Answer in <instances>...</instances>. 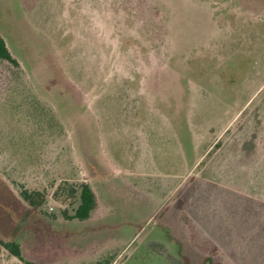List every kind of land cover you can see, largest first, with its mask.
<instances>
[{"label":"rangeland","instance_id":"obj_1","mask_svg":"<svg viewBox=\"0 0 264 264\" xmlns=\"http://www.w3.org/2000/svg\"><path fill=\"white\" fill-rule=\"evenodd\" d=\"M0 35V264H264V0H0Z\"/></svg>","mask_w":264,"mask_h":264},{"label":"trees","instance_id":"obj_2","mask_svg":"<svg viewBox=\"0 0 264 264\" xmlns=\"http://www.w3.org/2000/svg\"><path fill=\"white\" fill-rule=\"evenodd\" d=\"M0 58L4 60H8L12 63H17L15 58L12 56L10 50L8 49V46L6 44L5 39L0 35ZM80 204L75 212V217L79 218L81 220L88 219L91 215V213L94 211V209L97 206V199L96 194L88 183H82L80 188ZM21 196L26 201H30V197L26 191L21 192ZM2 244L6 249H8L14 256L17 258L23 260L25 264H37L33 261H29L24 259L22 255L21 246L18 242L12 241V242H3Z\"/></svg>","mask_w":264,"mask_h":264}]
</instances>
